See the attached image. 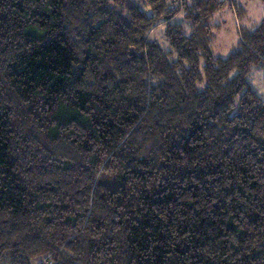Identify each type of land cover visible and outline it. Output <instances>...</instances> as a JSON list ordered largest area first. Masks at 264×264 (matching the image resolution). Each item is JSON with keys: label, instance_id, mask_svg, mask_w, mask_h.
<instances>
[{"label": "trees", "instance_id": "obj_1", "mask_svg": "<svg viewBox=\"0 0 264 264\" xmlns=\"http://www.w3.org/2000/svg\"><path fill=\"white\" fill-rule=\"evenodd\" d=\"M143 1L0 0V264H264V12Z\"/></svg>", "mask_w": 264, "mask_h": 264}, {"label": "rangeland", "instance_id": "obj_2", "mask_svg": "<svg viewBox=\"0 0 264 264\" xmlns=\"http://www.w3.org/2000/svg\"><path fill=\"white\" fill-rule=\"evenodd\" d=\"M139 9L149 13V8L143 0H129ZM235 5L245 9V15L241 20V24L247 26H255L264 12V0H232ZM231 5V4H230ZM235 10L229 6H224L220 11L216 12L210 18L211 33L213 34L210 40V47L215 57H225L236 46L239 39V21L236 18ZM179 21L178 19H176ZM151 36L156 37L160 46H163V26H159ZM246 81L248 86L255 92L257 97L264 100V67H256L247 74Z\"/></svg>", "mask_w": 264, "mask_h": 264}]
</instances>
